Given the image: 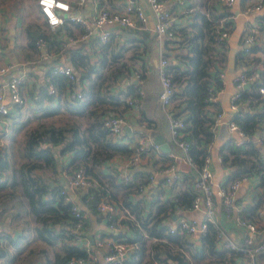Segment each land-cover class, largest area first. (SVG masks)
Returning <instances> with one entry per match:
<instances>
[{"label":"crops","instance_id":"obj_1","mask_svg":"<svg viewBox=\"0 0 264 264\" xmlns=\"http://www.w3.org/2000/svg\"><path fill=\"white\" fill-rule=\"evenodd\" d=\"M126 1L127 0H86L82 9L87 16H90L99 6L122 8ZM136 1L142 5L147 15V20L144 22L137 21V24L132 27L124 26L118 34L113 32L110 36V38H114L111 50L117 53L118 57L111 61V64L106 67V72L115 71L117 75L120 76V80L110 88V92H119V100H121L112 111L123 113L127 119L123 131L112 134L114 135V139L127 142L130 146H133L137 142V138L141 136L146 137L147 140L158 139L160 144L167 141L170 146L169 150L176 148V150L180 152L181 150L171 141L168 118L161 109L158 100V92L160 90L158 61L162 53L168 57L169 62L171 61L180 66L184 65L188 44L180 41L182 36L178 33L172 38L164 37L159 39L153 31L154 15L149 9L146 0ZM185 1L186 0H166L167 5L173 12V24L176 30L189 26L196 11L200 10L207 12L211 8V5H213L218 12L222 11L225 13L219 18H214V23L218 24L221 18L223 20L228 18L229 25L232 27V25H235L236 14L240 13L243 7L240 6V0H235L232 5H225L220 0H192L188 6H185ZM250 1L257 0H246V3ZM260 1L261 8L259 10L250 13L244 12L245 21L243 25H252L257 22H261L264 25V0ZM230 14H232L231 18L229 17ZM41 20H44V18L39 10L37 0H0V64H11V67L5 73L0 74V88L8 94L7 83L10 78L19 75L25 76V80L21 82V88L22 92L24 90L27 103H25L23 108L16 110L14 114L11 112L13 108H16L14 105L10 104L11 111L9 115H0V147L3 146L6 148L7 154L16 164L24 159L22 153L25 149L24 142L27 135V123L34 121L38 122L39 116L43 113L41 104H39L36 99L39 93V89L37 88L45 84V74L53 63V57H55L54 52H48L47 50L49 43L46 48H40L37 45L31 46L29 44L27 28ZM57 29V38L62 44V48L58 52L60 56V52L66 53L63 48L69 42L73 41L69 40L70 35L67 34L65 26ZM57 29L53 30L56 31ZM111 29L115 28L111 26ZM243 34L242 32L240 37L241 41ZM98 41L97 36H94L91 41L83 42H85L87 46L94 47ZM259 41L264 42V32ZM225 46H227L226 57H228L229 43L227 41L225 42ZM260 54L261 60L259 62H251L247 66L253 77L258 70L263 68L264 52L259 53V55ZM91 57L95 58L97 54L93 52L91 53ZM242 64V62L238 63L234 61L235 67L241 66V70L244 71ZM224 66L225 61L222 64L216 62L210 70L214 72L216 69L221 68V70L225 72ZM138 71L141 74L139 78L136 76ZM130 83H133L134 86L137 84L138 88L142 91L141 97H139L138 107L128 101L133 95L132 91L127 92V84ZM225 83L227 84L221 77L222 86L220 89H217L215 102L219 105L218 110L224 111L226 115L225 108L221 100H219L220 96L217 94L219 90L224 89ZM81 85L83 86L85 83H81ZM36 86L37 88H35ZM82 86L79 87L81 88ZM30 90L34 91L33 95L30 94ZM64 96L66 97V95ZM180 99V97L174 96V106L178 105V107H182L184 105V101L182 102ZM241 102L243 103L241 111H244L247 109V105L250 102L249 98L244 97L241 99ZM45 104L48 103L46 102ZM208 107L210 109L209 115H214L215 112L212 109L215 107L214 104H209ZM25 109L27 110L24 111ZM142 109H144L143 113H141ZM21 111L23 112L21 113ZM63 115L68 116L70 120L74 118V115H71L67 110L65 111L64 107H61L60 113L48 117H50L49 120L51 123L58 124V122L52 120V118L59 116L62 118ZM31 117L32 120L30 119ZM221 120L222 118L220 121ZM24 122L25 125L23 124ZM45 122H48V120H45ZM219 122L210 125V128L213 130L212 140L219 134L217 131L219 128L218 126L221 124V122ZM20 131L24 136L23 140L21 137L20 140L19 138H15ZM255 133H257L255 136H258L259 133ZM157 136L158 138H155ZM237 137H224L222 142L227 139H234L235 141ZM210 142L204 145L206 149ZM163 151L164 153L149 152L142 154L141 158L135 163H130L128 161V154H116L105 161L103 164L105 176H102L104 187L108 196L116 200L119 205L113 214L90 212L87 215V224L84 230L87 237L83 240L82 245L86 244L87 241L92 245L89 251L91 254L88 258L90 261L88 262L84 259L82 262H79V264H105L104 254L106 253V248L95 244V239L97 237H113L110 233L111 231L115 233L125 231L128 236L133 237L131 226L123 220L124 218H131L133 220V213H131V210L122 205L124 198L132 199L133 202H137L138 205L147 210L150 206L155 207V204L153 205L151 203L153 198L168 200L177 198V194L179 197L183 194H190V189L192 190V187L194 188V180L196 178L194 165L184 156L178 154L173 157L169 155L167 152L168 150ZM71 155L72 152H67L62 156V159L68 161ZM210 159L211 162L214 163L211 156ZM216 160L223 165V172L218 182L224 181L226 175L233 171L234 166L230 168V166L221 162L219 149ZM170 162H174L175 169L180 173L179 178L175 182H170L166 179L167 175L170 174L167 168ZM141 170L153 174L154 178L150 181L149 175L146 173L142 175ZM38 171L43 174L52 175L55 179L50 177L49 182L51 186H55L56 188L64 185L66 186L70 178V175L68 176L66 172L63 171L61 174L55 173L49 167H46L44 170L38 169ZM111 172L118 174L116 182H111L106 176ZM126 172L130 176L129 180H126L124 177ZM254 179H257V182H255ZM136 180L142 184V187L139 189L133 184ZM258 180V175L248 174L247 178L241 181L239 187L235 191L234 201L243 203L252 197L255 199V207H249L245 215L256 221L264 236V182L262 183ZM252 189H255L257 195H253L249 192ZM9 191H14L15 193L8 194ZM68 193L73 201L78 202L83 207H87L84 203V189L72 188ZM49 196L48 193H45L42 199L46 200ZM215 199L218 224L230 237L234 239L241 238L244 235V230L234 226L232 219L225 216L221 207L218 205V192L217 196L215 195ZM52 206L54 209L49 210L46 214V223H44L42 218L43 213L36 212L32 209L30 200L23 192L20 184L17 183L14 185L10 182L0 187V253L3 252V254L0 255V264H59V262H57L59 258L58 255L60 253L64 254L67 251L66 244L72 243L69 237L72 221L71 216L64 213L61 205H59V200L53 201ZM258 207L261 210L260 214H258L256 210ZM88 209L89 207H87V210ZM200 213L198 209L192 208L191 206L179 205L174 210L171 218H167V216L165 219L170 222L176 220L179 216L192 217L198 216ZM111 223L117 224L118 227L111 226ZM189 238L199 247L200 241L196 240V235ZM147 239H150L149 242L151 243L153 237H148ZM150 243H146L147 247ZM241 259L244 260L241 256L235 258L237 262ZM259 263L264 264V256L260 257ZM241 264L245 263L242 261Z\"/></svg>","mask_w":264,"mask_h":264},{"label":"trees","instance_id":"obj_2","mask_svg":"<svg viewBox=\"0 0 264 264\" xmlns=\"http://www.w3.org/2000/svg\"><path fill=\"white\" fill-rule=\"evenodd\" d=\"M245 4L246 0H240L241 7H244ZM224 14L222 11L218 12L211 5L207 12L196 11L189 26L177 30L175 28V33L182 36L180 41L188 44L185 64L180 66L171 61L167 64L175 87L174 96H178L181 98L180 101H184L182 107L175 106L177 112L184 114L185 128L182 138L190 142L188 153L197 164H201L204 156L208 154L204 145L213 138V130L210 128L213 118L209 115L208 105L214 104L215 107L212 108L214 112L219 109V105L215 101L207 103L204 98L211 93L210 86L215 87L213 92L216 93L221 84L220 69L218 68L214 72L210 69L216 62L222 64L226 60V41L216 43L214 34L220 29V26L213 21L214 18H219ZM224 27L228 30L231 29L228 21L224 22ZM65 29L67 34L72 35L81 33L84 26L80 22L68 21L65 24ZM27 33L31 46H36V39L43 36L49 43L48 52H54L55 57L52 61L60 58L58 52L62 48V44L57 38L58 29L56 31L51 29L45 20H41L30 25L27 28ZM113 43L114 38H110L104 43L98 41L95 46L93 45L94 47L87 46L85 42H69L63 50L68 54L69 61L79 76L77 83H85L82 86L84 98L69 101L63 95L65 90L75 86V82L62 74L54 77L59 91L58 95L48 93L46 83L38 88L36 86L35 88L39 89L36 99L41 104L43 113L39 116V121L27 129L25 149L22 153L24 159L16 164L7 154L6 148L0 147V187L10 182L14 185L20 184L30 200L32 209L43 213L44 223H46V214L49 210L54 209L52 202L56 200H59V205L64 213L71 216L72 227L78 219L72 211L73 199L67 198V193L63 192L65 185L59 188L51 186L49 178H55L52 175L39 172L38 169L44 170L49 167L59 174L64 171L68 176L70 175L68 182L77 171L83 170L98 181V186L91 189L95 193L93 199H88L84 194V203L89 207L88 210L87 207H84L85 209L82 211L86 215L79 220L84 231L87 215L90 212L100 213L96 206L97 201L102 197L112 199L104 187L103 164L116 154L130 155L133 152V146L114 139V135L104 123V118L107 115L121 113L112 111L121 101L119 92H110V88L120 80V76L115 71L106 72V67L118 57V54L111 50ZM93 52L97 54V57H91ZM263 52L264 42L256 41L249 50L242 48L236 51L234 61L242 62L244 71L251 74L247 66L251 62H259L261 60L259 53ZM261 84H264V64L263 68L258 70L249 81L248 87H244L241 92L240 100L244 97L249 98L247 109L242 114L235 112L232 116V119L236 120L251 138L242 143H236L234 139H227L219 146L221 162L230 168L234 166L233 171L226 175L225 182L240 174L258 175L259 181L264 182V96L258 89ZM133 86V83L127 84V92L132 91L131 97L137 96L139 99L141 97L140 89L137 84ZM30 94L33 95L34 91L30 90ZM46 102L48 104H45ZM61 107H64L65 111L67 110L71 115L73 114L74 118L68 119L67 123H44V117L60 113ZM143 111L144 109L141 113ZM23 124L25 125V122ZM255 132L259 133L258 136H255ZM155 141L159 142L158 139ZM67 152H72V155L68 161H64L62 156ZM145 173L141 170L142 175ZM146 174L150 175L148 172ZM106 176L111 182H116L118 178V174L113 172ZM133 184L138 189L140 188L141 183L137 180ZM14 193V191L8 192V194ZM45 193L50 196L43 200L42 196ZM193 194L194 188L192 187L190 194H183L180 197L177 194V198L168 200L153 198L151 203L155 204V207L150 206L147 210L137 202H133L132 199L124 198L122 205L131 210L133 220L131 218L123 220L131 226L133 237L128 236L125 231L117 233L111 231L110 233L113 238L136 242V246L133 247L129 257L122 264H241V261L235 260L240 256L238 252L217 244V227L214 223H209L207 231L196 236V240L200 241L199 247L193 243L185 231L167 230L168 221L165 218L167 216V218H171L179 205L190 206ZM114 201L117 203L116 200ZM254 207L255 205L251 208ZM84 234L86 235L85 232ZM146 236L153 237L148 247L145 241ZM71 240V244H66L67 251L58 255L57 262L65 264L72 255L82 257L89 262L88 258L91 252H87L83 247L84 239L75 240L72 237ZM262 256H264V249L257 254L256 264H260L259 260Z\"/></svg>","mask_w":264,"mask_h":264},{"label":"built area","instance_id":"obj_3","mask_svg":"<svg viewBox=\"0 0 264 264\" xmlns=\"http://www.w3.org/2000/svg\"><path fill=\"white\" fill-rule=\"evenodd\" d=\"M86 0H37L39 10L41 11L43 18L47 25L52 29L65 26L68 21L80 22L84 26V30L81 33L72 34L69 36V40L73 42L91 41L94 36L101 42H106L111 34L115 32L118 34L121 28L124 26H135L137 21L144 22L147 20V15L142 7L136 0H127L122 8H109L106 6H99L97 10L90 16H87L82 7ZM225 5H232L235 0H220ZM149 9L154 15L153 31L155 35L161 39L164 37H174L175 27L173 24V12L167 5L166 0H146ZM261 8V1H250L247 2L242 11L250 13L257 11ZM232 17V14L229 15ZM228 21V18L218 23L220 29L214 34L216 43H222L229 35V30L224 27V22ZM113 26L115 29H111ZM264 32V25L261 22H257L252 25H244L242 44L243 49L249 50L250 46L256 41L261 40L262 33ZM36 45L40 48H46L48 45L45 37L40 36L36 39ZM264 61V60H263ZM169 60L164 54L159 56V80L160 90L158 92V100L161 109L165 112L169 122V129L171 135V141L176 145L180 152L173 148L168 150L169 155L175 157V155H181L187 158L193 165L196 171V178L194 180V194L192 195L191 207L198 209L201 213L198 216L184 217L179 216L174 221L167 222L168 231H185L190 237H194L203 234L207 231L208 224L214 223L217 227L216 237L218 238L217 244L225 246L231 250L238 252L244 260H240L245 264H256L257 254L264 249V236L261 228L257 225L256 221L245 215L246 210L256 205L255 199L252 197L247 201L237 202L234 201L235 191L239 187L241 181L247 178L246 174L236 175L228 179L218 182V195H219V206L224 212L225 216L232 219L233 225L240 227L244 230V235L239 239H234L225 232V230L218 224L216 218V199L213 191V180H212V168L210 155L204 156L201 164H197L189 155L188 151L190 148V142L187 139L182 138V134L185 128L184 114L177 112L173 104L175 87L173 85L172 76L167 69ZM11 64L2 65L0 64V74L5 73ZM220 75L223 76L224 72L220 68ZM58 74L67 76L71 81L75 82V86L68 90H65L64 95L69 101H75L77 99H83L84 94L81 83H77L79 78L76 70L68 59L66 53L60 52V58L55 60L50 66L49 70L45 74V83L47 91L50 94L58 95V88L55 84L54 77ZM138 71L136 76L140 77ZM253 78V75L241 70L239 73L234 75L233 81L236 85V90L230 95V104L238 114H242V102L239 99L241 92L244 88V84L249 82ZM25 80L24 75L13 76L8 81V94L0 88V115H9L11 111V105L15 108L21 109L25 105V96L22 92L21 82ZM222 84L218 87H220ZM211 93H209L204 101L209 103L215 101L216 93L213 92L215 87L212 85L209 87ZM261 95L264 96V84L258 87ZM140 94L142 91H139ZM9 98V99H8ZM128 101L135 106H139V99L137 96L130 97ZM223 111L218 110L212 115V124H216L222 118ZM105 125L110 129L113 134L122 132L127 119L124 114L111 113L104 118ZM229 129H236L238 131V137L236 143H242L248 138V135L242 129L240 124L234 120L229 119L227 121ZM170 149V148H169ZM156 152L161 153L163 149L159 142L155 140H147L146 137L137 138V142L133 145V152L128 156L130 163L138 161L142 154ZM170 174L167 175L166 179L170 182H175L180 173L175 169L174 162H170L167 166ZM160 170V169H159ZM126 179H129V174H124ZM151 181L154 177L153 174L149 175ZM98 186V181L87 175L83 170L77 171L70 179L68 184L63 189L64 193H67V198L72 199L68 191L72 188L84 189V194L87 195L88 199H93L95 193L91 190ZM142 184H140V188ZM72 211L74 216L78 219L76 224L71 228L69 236L75 240L85 239L87 236L81 227V218L84 214L85 209L78 202L73 201ZM97 209L104 214H113L118 204L108 198L102 197L97 201ZM258 214L261 213L260 208L257 209ZM130 212V210L128 209ZM111 226H117V224H110ZM97 246H104L106 253L104 255L105 264H122L124 260L130 255L133 247L136 246V242H126L110 236L105 238L97 237L95 239ZM87 251L91 250L92 245L87 241L83 245ZM219 246V247H220ZM84 258L72 255L65 264H78L82 262Z\"/></svg>","mask_w":264,"mask_h":264},{"label":"rangeland","instance_id":"obj_4","mask_svg":"<svg viewBox=\"0 0 264 264\" xmlns=\"http://www.w3.org/2000/svg\"><path fill=\"white\" fill-rule=\"evenodd\" d=\"M191 1L192 0H186L185 6H188ZM31 18H33V17H31ZM244 21H245V13L243 11H241L240 13H237L235 16V25H232V27L229 31V35L226 39V41L229 43V47H228L229 54L225 60V66H224L225 72L222 76V79L224 81H226L227 84L225 83L224 89L219 90L217 93L220 96L219 100H221V102L225 108L226 115H225V112L223 111L222 120L220 121L221 124L218 126L219 128L217 130L219 134H218V136L214 137V139L210 142V144L207 148V151H208L209 155L211 156V158H213V162H214V163L211 162V168H212L213 191H214V194L216 196H217V182L220 178V175L223 172V165L218 163L216 160L218 157V149H219L220 143L222 142L224 137H228V136L237 137L238 136V131L236 129H229L228 128L227 121L229 119H231V117L235 113V109L230 104V95L232 92H234L236 90V85L233 81L234 75L239 73L242 69L241 66L235 67L234 55H235L236 51L243 48V44H242L240 37H241V34L243 32ZM108 80L110 81L111 79H108ZM23 93H24V90H23ZM24 96H25V93H24ZM25 100H26L25 103H27L26 97H25ZM26 110L27 109H25L24 111H26ZM15 112H16V109L13 108L11 113L14 114ZM30 119L32 120V117ZM44 119L48 120V122H44V123H46V124L51 123V121L49 120L50 117L47 116V117H44ZM68 119L69 118L66 115H63L62 118H60V116L56 117V118H52V120L58 122V124H61V122L67 123ZM34 124H36L35 121L27 123L26 132H27V129L29 127H32V125H34ZM20 137L23 140L24 136L22 135L21 131L17 133V136L15 138H19V140H20ZM254 181L257 182V179H254ZM249 192L253 195H257L255 189H252ZM101 238H105V237H101ZM147 238L148 237H145V241L147 244H149L150 239H147Z\"/></svg>","mask_w":264,"mask_h":264},{"label":"water","instance_id":"obj_5","mask_svg":"<svg viewBox=\"0 0 264 264\" xmlns=\"http://www.w3.org/2000/svg\"><path fill=\"white\" fill-rule=\"evenodd\" d=\"M248 85H249V82H246L245 84H244V87H248ZM255 135H257V133H255ZM248 138L250 139L251 138V136H248ZM161 147H162V149L163 150H169V144H168V142L166 141V142H163L162 144H161Z\"/></svg>","mask_w":264,"mask_h":264}]
</instances>
